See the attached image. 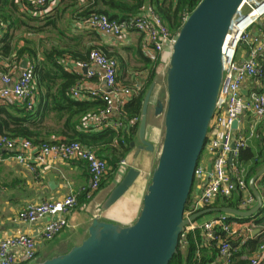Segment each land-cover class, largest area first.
<instances>
[{"label":"built area","instance_id":"obj_1","mask_svg":"<svg viewBox=\"0 0 264 264\" xmlns=\"http://www.w3.org/2000/svg\"><path fill=\"white\" fill-rule=\"evenodd\" d=\"M36 7L44 6L51 0H25ZM248 5L249 10L241 13V8ZM264 5V0H245L234 16L222 48L223 76L219 97L214 114L209 122L203 151L194 171L193 189L190 194V204L184 211L188 218L194 212L212 207L218 196L238 198L237 207L246 211L255 205L246 180L247 166L239 161V152L248 146L254 136L255 125L264 121V93L257 90H246V84L264 76V10L259 12L251 21L244 25L243 31L233 38L237 27L247 19L248 15ZM46 11V10H45ZM39 13H44L43 10ZM187 15L183 17L185 19ZM0 23V27H1ZM87 29L93 30L112 39H122L128 32L136 31L143 35L148 55L167 52L168 56L176 35L163 22L153 6L148 5L138 13L124 19L109 18L104 13H90L83 18ZM258 26L254 34L248 30ZM168 58L165 61V66ZM80 69L86 68L87 77L102 78L108 91H99L96 88H86L85 84L73 85L70 95L75 99L100 97L104 107L91 114L89 123L96 126H108L115 131H124L128 125L138 123L139 117L126 119L123 111L126 100L140 89L138 85L124 86L118 83L117 61L113 56L106 55L99 49H92L89 53V62L76 61ZM90 64L97 68L90 67ZM165 68V67H164ZM33 65L21 67L15 63L8 70L0 68V104L21 103L32 109L35 103L33 90ZM243 90L247 91L246 95ZM117 115V118L113 117ZM252 122L247 125L246 122ZM237 120L236 128L232 123ZM89 125V124H88ZM159 133L154 137V145L158 141ZM0 147L7 149L13 157L26 165L38 175V168L49 163L50 160H81L86 164L89 175L88 187L81 191L87 196L98 190L101 182L108 173V164L104 158L97 155L91 147L79 141H59L56 143H35L28 138H13L0 133ZM231 156V161H228ZM211 169L207 172V165ZM125 161L118 165L117 174L125 173ZM207 179V182L205 180ZM259 191V190H258ZM260 192V191H259ZM261 194V193H260ZM262 195V194H261ZM261 214L241 217L222 211H212L196 221L185 225L179 238V244H186V232L200 228L206 239L216 236L217 232H224L229 241L219 240V264H230L231 256L249 239L256 234L264 233V195H262ZM77 193L71 191L61 199L45 200L42 202L29 201L18 211L17 217L23 222H33L45 217L50 219L42 229L45 240L52 239L60 230L69 226L68 215L77 205ZM230 207V206H229ZM261 218L258 222L257 219ZM22 249L20 256L13 250ZM36 241L27 234H15L0 240V264H29L36 261ZM197 255L199 253L197 252ZM241 258H246L242 256ZM248 264H264V243L247 257Z\"/></svg>","mask_w":264,"mask_h":264},{"label":"water","instance_id":"obj_2","mask_svg":"<svg viewBox=\"0 0 264 264\" xmlns=\"http://www.w3.org/2000/svg\"><path fill=\"white\" fill-rule=\"evenodd\" d=\"M244 1L200 0L177 32L165 66V101L158 99L153 106L155 115L163 114V135L136 219L122 225L95 216L81 242L64 253L29 264H169L177 251L180 234L189 222L212 211L248 217L261 210L263 199L255 182L264 174V166L248 181L256 200L249 210L212 206L184 217L194 171L219 97L223 44ZM21 65L24 67L26 62ZM155 89L153 81L142 101L138 142H130L137 152L155 150L146 138ZM232 126L236 128L237 120ZM210 169L208 164L207 172ZM138 175L139 171L130 166L110 190L103 208L114 204Z\"/></svg>","mask_w":264,"mask_h":264},{"label":"trees","instance_id":"obj_3","mask_svg":"<svg viewBox=\"0 0 264 264\" xmlns=\"http://www.w3.org/2000/svg\"><path fill=\"white\" fill-rule=\"evenodd\" d=\"M147 0H83L84 6L76 8L71 13L76 20L85 18L90 13H104L109 18H127L145 6ZM200 0H148V4L153 6L173 34L179 31L185 15H188ZM24 5L28 10H36L37 13L14 16L9 9L16 8L13 3L8 4V0H0V23L6 21L9 23L8 30L0 36V55L9 61L17 62L25 59L33 64L34 85L37 89L38 100L34 103L32 109L21 103L0 104V133L13 138H28L35 143H56L59 141H79L82 144L95 149L96 154L100 155V150L110 149V157H107L109 172H115L120 161L124 158L130 147V142L135 141L138 123L128 125L124 131H115L109 127L101 131H92L94 125L89 123L91 114L96 113L104 107V101L100 97L85 99L73 98L69 91L77 82L78 76L65 70L64 65L59 58H65L66 49L58 47L59 42L65 34V29L59 27L57 21L63 17L61 14H51L46 11L39 13V10L45 9L44 6L36 7L26 3ZM122 12V17H119ZM127 12V14H124ZM47 14V15H46ZM14 26L17 29L23 26L25 32L31 34H43L36 42L32 37L22 36L23 45L18 47L17 42L13 41L14 33L10 28ZM93 31V30H92ZM49 32L55 33L52 38ZM32 36V35H31ZM48 40L50 46L40 49V58L38 55V46ZM92 49L87 48L85 52L72 55L76 61L89 62V53ZM101 51V50H100ZM70 53V52H69ZM71 54V53H70ZM10 58V59H9ZM150 66L149 75L144 87L132 95L124 104L123 111L126 119L140 117L142 101L144 94L156 76V66L159 58L151 60L146 57ZM19 64V63H18ZM93 78V77H92ZM89 124V125H88ZM257 138L254 144H248L239 152V161L247 166V182L262 166H264V126L257 129ZM104 146V147H103ZM109 146V147H108ZM105 158L104 156L100 155ZM111 168V169H110ZM103 181L100 184L102 186ZM257 189L264 195V174L255 182ZM193 186L191 188L192 192ZM190 192V194H191ZM190 194L185 209L190 204ZM82 198L86 200L87 193H81ZM78 196L77 203H79ZM238 198L218 196L212 206H230L237 207ZM262 210L257 212L256 216L261 214ZM258 222L261 218L257 219ZM264 233L256 234L254 238L246 241L238 251H234L231 256L230 264H248L247 257L252 255L259 245L264 243ZM229 241L224 232H217L216 236L206 239L200 228H194L186 232V244L181 248L179 244L176 253L173 255L169 264H219V240ZM197 252L199 255H197ZM246 256V258H241Z\"/></svg>","mask_w":264,"mask_h":264},{"label":"crops","instance_id":"obj_4","mask_svg":"<svg viewBox=\"0 0 264 264\" xmlns=\"http://www.w3.org/2000/svg\"><path fill=\"white\" fill-rule=\"evenodd\" d=\"M11 3L16 6L14 9L11 7L9 8L14 16L37 13L36 10H28L24 5V0H8V4L11 5ZM148 5L147 0L145 6ZM73 6L76 8L83 7V0H51L45 5L43 11L44 13L48 11L50 14L55 12L63 16L58 21L62 22V28L65 29V34L59 42L53 41L52 43L55 45L59 44L58 47L66 49L71 53L65 52V58L61 56L59 60L63 63L65 70L79 77L74 85L85 84L86 88H96L103 92L108 91L107 85L102 78L87 77L83 72V68H78L75 64L76 60L72 58V55L83 53L87 48L93 47L116 59V79L119 84L124 86L138 85L140 88L144 87L150 70L146 57L151 60L159 58V63L156 66V76L153 80L156 82V87H158L161 76L163 75L165 61L168 58L167 52L160 54L155 53L149 56V50L143 35L136 31L128 32L122 39L117 40L87 29L83 24V18H77L76 20L73 18L74 16L71 14L74 11ZM121 13L122 12H119V17H122ZM124 14H127V12ZM8 27L9 23L2 21L0 36L8 30ZM13 27L14 26L10 28V32L14 33V35L17 31L20 33L23 29V26L17 29ZM257 27L258 26L255 27L253 33L248 30L250 34H254L257 31ZM31 35L33 37L36 36L34 40H38L43 34L37 33ZM31 35L28 33V36L32 37ZM13 41H16L14 37ZM17 44L18 47H20L23 45V42H17ZM49 44L50 42L46 40L43 42L42 46H38L39 58L41 47L47 48V46H50ZM23 61H25L26 64L33 65L32 62L20 59L18 63L21 67ZM15 63L17 62L9 61L7 58L0 55V68L8 70ZM262 63L264 66V61H262ZM90 67L94 69L97 68L92 64H90ZM263 77L264 76L254 80L252 83L249 82L246 84V90L251 91L255 89L264 93V88L261 89V87H264V81L263 83L261 82ZM33 90L36 103L38 100V91L35 88L34 82ZM130 98H128L126 102ZM154 104L155 103L152 102L148 113L146 129V138L152 143H154V137H156L158 133V120L160 118L159 115L154 114ZM113 117L117 118V115L113 114ZM251 122L252 118L246 122V127ZM262 126H264V121L258 122L254 127L255 132L257 133V129ZM107 127L108 126L101 125L95 126L92 128V131H101ZM256 138L257 136L251 138L249 143L254 144L256 141L254 139ZM137 140L136 135L135 142H138ZM95 149L98 150L100 148L96 147ZM99 152L100 155L105 157L104 159L107 162V157H110V149L104 148ZM155 158L154 153L150 151L140 150L137 152L136 148H130L128 150L123 158L125 161V169L127 170L132 166L139 171V175L128 190L114 204L105 209L103 208L105 199L112 187L121 179V176L117 174L118 166L114 173L108 170L102 186L88 195L85 200V198L83 199L81 196V193H83L81 189L88 187L89 175L86 164L83 161L50 160L49 163L38 168V175H36L28 169L25 164L17 161L10 151L0 147V240L21 233L32 236L36 241V261H38L59 253H64L70 249L71 246L81 242L87 236L88 227L95 216H98L102 220L118 222L122 225L132 223L139 213L142 197L149 182ZM71 191L77 193V196L81 198L79 203H77L68 215L69 226L62 228L52 239L45 240L42 237V229L50 217H45L33 222H23L18 219V211L26 202L57 200ZM195 191H198V189ZM195 191L193 189V192ZM13 252L17 256H20L22 249L17 247Z\"/></svg>","mask_w":264,"mask_h":264},{"label":"rangeland","instance_id":"obj_5","mask_svg":"<svg viewBox=\"0 0 264 264\" xmlns=\"http://www.w3.org/2000/svg\"><path fill=\"white\" fill-rule=\"evenodd\" d=\"M249 10V7H248V5H244L242 8H241V13H245L246 11H248ZM56 13L55 12H53L52 14H51V17L53 16L54 17V15H55ZM47 15V14H46ZM57 23H58V25H59V27H61L62 28V22L61 21H57ZM249 31L251 32V33H253L254 31H255V26H252L250 29H249ZM248 31V32H249ZM249 32V33H250ZM25 35H27L28 36V33L27 32H25L24 31V29H22L21 30V32L20 33H18V31L15 33V35H14V40H18L19 39V42H23L22 41V39H21V37L22 36H25ZM49 35H50V37H52V38H54L55 37V33L53 34L52 32H49ZM28 37H30V36H28ZM36 36H32V38L34 39ZM36 42H37V40H35ZM263 81H264V77L261 79V82L263 83ZM264 87H261V89H263ZM162 100V101H165V68L163 69V75L161 76V79H160V83H159V85H158V87H156V89H155V92H154V94H153V100H152V102H156L157 100ZM160 118H159V120H158V133H159V139H158V141L155 143V150L153 151V153H154V155H155V157L157 156V152H158V150H159V146H160V143H161V139H162V135H163V114L161 113L160 115ZM253 141V140H252ZM251 141V142H252ZM155 162H156V158H155V161L153 162V167H154V165H155Z\"/></svg>","mask_w":264,"mask_h":264},{"label":"bare ground","instance_id":"obj_6","mask_svg":"<svg viewBox=\"0 0 264 264\" xmlns=\"http://www.w3.org/2000/svg\"><path fill=\"white\" fill-rule=\"evenodd\" d=\"M263 10H264V5L261 6L259 9H256V10H254L253 12H251V13L248 15L247 19H245V20L243 21V23H241V24L237 27L236 32H234V35H233V38H232V39H235V38H236V35H238L241 31H243V29H244V25H245L246 23H248L249 21H251L256 15H258L259 12H261V11H263ZM228 38H229V35L226 36V40H227Z\"/></svg>","mask_w":264,"mask_h":264}]
</instances>
